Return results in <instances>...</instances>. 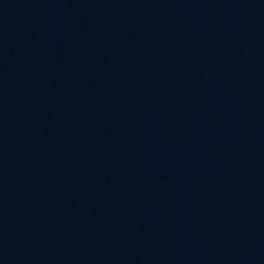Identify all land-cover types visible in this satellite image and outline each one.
<instances>
[{"label":"water","instance_id":"obj_1","mask_svg":"<svg viewBox=\"0 0 264 264\" xmlns=\"http://www.w3.org/2000/svg\"><path fill=\"white\" fill-rule=\"evenodd\" d=\"M0 264H264V0H0Z\"/></svg>","mask_w":264,"mask_h":264}]
</instances>
